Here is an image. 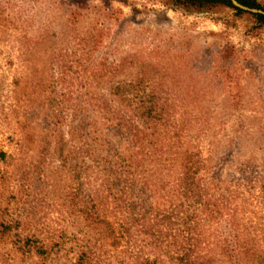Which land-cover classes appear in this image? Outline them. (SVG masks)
I'll list each match as a JSON object with an SVG mask.
<instances>
[{
	"label": "rangeland",
	"instance_id": "rangeland-1",
	"mask_svg": "<svg viewBox=\"0 0 264 264\" xmlns=\"http://www.w3.org/2000/svg\"><path fill=\"white\" fill-rule=\"evenodd\" d=\"M142 75L145 89L171 92L179 145L219 179L224 215L209 225L197 214L203 241L232 232L264 250V181H254L264 176V26L159 0H0V264H75L81 251L117 264V202L90 203L97 183L87 184L84 154L72 178L75 162L60 166L56 142L63 135L64 154L81 146L67 133L89 87L104 95ZM160 179L145 197L163 209L168 171Z\"/></svg>",
	"mask_w": 264,
	"mask_h": 264
},
{
	"label": "trees",
	"instance_id": "trees-1",
	"mask_svg": "<svg viewBox=\"0 0 264 264\" xmlns=\"http://www.w3.org/2000/svg\"><path fill=\"white\" fill-rule=\"evenodd\" d=\"M159 1L187 15L230 10L240 19L248 17L264 26V5L257 0L236 1L262 14L237 9L229 0ZM228 55L224 50L221 59ZM109 66L119 67L116 63ZM143 76L129 83L117 82L104 95H95L89 87L84 117L67 133L81 146L64 154L63 135L56 142L60 166L75 162L72 178L78 179L84 167L87 184L97 183L90 192V203L107 198L117 202V247L126 242V249L117 252V264H264V250L245 243L237 233H215L213 242L203 241L205 232L199 231L197 214L207 216L203 221L209 225L224 215L216 199L217 191H222L215 181L219 179L211 168H204L200 153L183 151L179 145L183 125L181 120L179 124L171 120V92L163 87L145 89ZM104 80L111 84L115 79L107 75ZM78 153L84 154L83 167L76 165ZM164 171L170 178L166 181L168 208L160 209L146 197L152 184L162 182ZM254 181L262 182L264 176L256 173ZM234 221L231 215L230 227ZM138 236L142 244L136 247ZM75 264H91L87 252L81 251Z\"/></svg>",
	"mask_w": 264,
	"mask_h": 264
},
{
	"label": "water",
	"instance_id": "water-1",
	"mask_svg": "<svg viewBox=\"0 0 264 264\" xmlns=\"http://www.w3.org/2000/svg\"><path fill=\"white\" fill-rule=\"evenodd\" d=\"M232 5L237 8V9H240L242 11H245V12H249V13H252V14H262L263 12L260 11V10H255V9H251V8H248V7H245L241 4H239L236 0H229Z\"/></svg>",
	"mask_w": 264,
	"mask_h": 264
}]
</instances>
